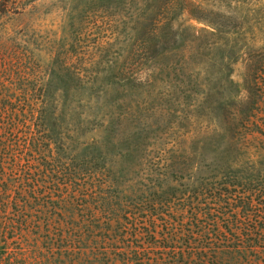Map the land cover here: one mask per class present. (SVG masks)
Masks as SVG:
<instances>
[{
	"label": "trees",
	"instance_id": "1",
	"mask_svg": "<svg viewBox=\"0 0 264 264\" xmlns=\"http://www.w3.org/2000/svg\"><path fill=\"white\" fill-rule=\"evenodd\" d=\"M86 4L130 21L131 73L0 100V264H264V0Z\"/></svg>",
	"mask_w": 264,
	"mask_h": 264
},
{
	"label": "rangeland",
	"instance_id": "2",
	"mask_svg": "<svg viewBox=\"0 0 264 264\" xmlns=\"http://www.w3.org/2000/svg\"><path fill=\"white\" fill-rule=\"evenodd\" d=\"M190 1L216 9V0ZM126 20L121 14L88 8L86 0H0V100L11 98L10 102L16 104L14 99L23 94L61 95L62 89L56 88L58 63L72 65L75 76L83 79L102 76L106 65L123 61L130 67L126 70L130 74L131 25ZM177 22L193 31L209 28L205 20L188 12H183ZM234 68L233 77L239 80L243 67L237 63ZM66 75L62 71L61 76ZM153 94L156 91L150 96L144 92L134 101L133 110L140 108L150 115V105L160 109L158 99L151 98ZM169 116L164 113L163 121ZM175 141L168 138L159 143L167 145L166 149L173 143H184ZM122 200V204L131 206V197Z\"/></svg>",
	"mask_w": 264,
	"mask_h": 264
}]
</instances>
